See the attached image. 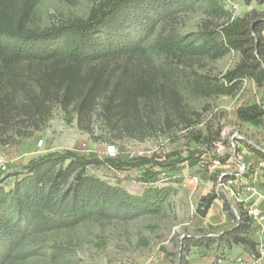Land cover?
<instances>
[{
  "label": "rangeland",
  "instance_id": "374dc122",
  "mask_svg": "<svg viewBox=\"0 0 264 264\" xmlns=\"http://www.w3.org/2000/svg\"><path fill=\"white\" fill-rule=\"evenodd\" d=\"M103 1L40 0L30 28L85 21ZM224 7V15L205 7L164 22L128 69L127 59L112 58L2 72L0 156L8 172L0 181L8 190L31 162L72 152L99 161L86 167V177L137 198L151 189L168 195L158 213L128 221L91 218L37 235L9 264H233L246 251L229 238L233 209L242 204L227 201L221 177L245 165L264 187V124L238 118L241 107L264 108V88L247 79L226 94L209 90L226 86L224 76L243 60L240 52L212 58L163 49L172 38L197 39L253 10L264 13L260 0L250 6L226 0ZM114 93L126 102L109 115ZM211 196L204 216L203 199ZM247 238L258 239L253 232Z\"/></svg>",
  "mask_w": 264,
  "mask_h": 264
},
{
  "label": "trees",
  "instance_id": "16d2710c",
  "mask_svg": "<svg viewBox=\"0 0 264 264\" xmlns=\"http://www.w3.org/2000/svg\"><path fill=\"white\" fill-rule=\"evenodd\" d=\"M40 0H0V92L2 72L23 64L93 65L112 58L127 59V69L136 56L145 54L148 44L164 22L180 14L209 8L226 14V0H104L85 21H74L39 31L29 22ZM250 6L256 0H240ZM264 5V0H260ZM264 13L251 11L197 39L168 40L163 49L220 58L233 50L243 60L224 76L225 85H210L212 93L226 94L239 82L250 79L264 88ZM116 92V91H115ZM1 94V93H0ZM114 93L107 105L112 115L125 105ZM240 121L261 126L264 108L258 105L238 109ZM99 161L72 152L50 154L16 175L8 190L0 181V264H9L33 237L71 228L91 218L136 219L162 210L167 200L163 189H151L143 197L130 196L121 189L85 176V169ZM73 183L70 178L76 174ZM216 197L203 199L205 216ZM251 226L247 217L229 238L251 250L256 243L247 238Z\"/></svg>",
  "mask_w": 264,
  "mask_h": 264
},
{
  "label": "built area",
  "instance_id": "2783aa9c",
  "mask_svg": "<svg viewBox=\"0 0 264 264\" xmlns=\"http://www.w3.org/2000/svg\"><path fill=\"white\" fill-rule=\"evenodd\" d=\"M7 172L8 162L0 156V173ZM247 175L248 169L243 165L234 175L221 177L222 192L227 201L235 200L242 204V207L233 209V229L239 227L244 217H247L251 226L250 232L258 237L254 241L256 249L246 248L245 252L235 258L233 264H264V187L258 186V174H250L248 179L244 177ZM218 262L221 264L223 261Z\"/></svg>",
  "mask_w": 264,
  "mask_h": 264
},
{
  "label": "crops",
  "instance_id": "0c3cea01",
  "mask_svg": "<svg viewBox=\"0 0 264 264\" xmlns=\"http://www.w3.org/2000/svg\"><path fill=\"white\" fill-rule=\"evenodd\" d=\"M263 38H264V33H263Z\"/></svg>",
  "mask_w": 264,
  "mask_h": 264
}]
</instances>
